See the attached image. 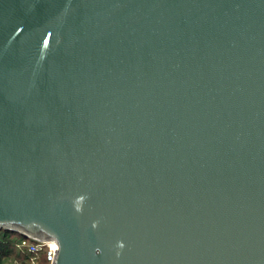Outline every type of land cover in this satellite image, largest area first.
<instances>
[{
	"label": "water",
	"instance_id": "water-1",
	"mask_svg": "<svg viewBox=\"0 0 264 264\" xmlns=\"http://www.w3.org/2000/svg\"><path fill=\"white\" fill-rule=\"evenodd\" d=\"M0 230L264 264V0H0Z\"/></svg>",
	"mask_w": 264,
	"mask_h": 264
},
{
	"label": "built area",
	"instance_id": "built-area-1",
	"mask_svg": "<svg viewBox=\"0 0 264 264\" xmlns=\"http://www.w3.org/2000/svg\"><path fill=\"white\" fill-rule=\"evenodd\" d=\"M20 238L16 242V251L27 257L28 264H40L44 260L46 264H52L57 250V243L54 240H36L31 237Z\"/></svg>",
	"mask_w": 264,
	"mask_h": 264
},
{
	"label": "rangeland",
	"instance_id": "rangeland-1",
	"mask_svg": "<svg viewBox=\"0 0 264 264\" xmlns=\"http://www.w3.org/2000/svg\"><path fill=\"white\" fill-rule=\"evenodd\" d=\"M1 233L2 231H0V240H6L5 242H9L12 247L10 252L0 253V264H28L27 257L18 253V251H15L16 248L14 249L16 242H18L17 240L20 238L19 234L11 233L8 234L7 237L3 238L4 235H1Z\"/></svg>",
	"mask_w": 264,
	"mask_h": 264
},
{
	"label": "trees",
	"instance_id": "trees-1",
	"mask_svg": "<svg viewBox=\"0 0 264 264\" xmlns=\"http://www.w3.org/2000/svg\"><path fill=\"white\" fill-rule=\"evenodd\" d=\"M2 231L1 235L3 234V238L7 237L8 234H11V233H14V232H4L3 230H0ZM6 241V240H5ZM3 239L0 240V253H7V252H10L11 251V247L12 245L9 243V242H5ZM14 247V246H13ZM15 249V247H14ZM16 251V250H15ZM24 256V255H23ZM40 264H46L44 260H41L40 261Z\"/></svg>",
	"mask_w": 264,
	"mask_h": 264
}]
</instances>
